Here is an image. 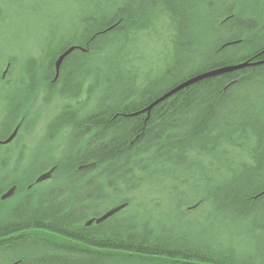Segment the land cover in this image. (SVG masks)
Listing matches in <instances>:
<instances>
[{
  "label": "trees",
  "instance_id": "1",
  "mask_svg": "<svg viewBox=\"0 0 264 264\" xmlns=\"http://www.w3.org/2000/svg\"><path fill=\"white\" fill-rule=\"evenodd\" d=\"M189 1L115 0L111 11L100 9L81 17L85 28L79 39L59 41L54 49L53 40H47V64L37 59L24 64L19 80L23 94L14 101L21 106L19 117L31 100V89L26 88L33 74L53 78L55 58L71 45L88 51L76 48L64 57L55 81L44 90L46 102L55 94L80 95L79 86L92 73L86 65L93 54L101 61L94 70L115 69L116 76H104L103 81L97 76L102 86L98 105L83 118L76 119L72 111L58 115L56 122L74 125L79 138L89 136L85 149L37 169L36 175L55 165L50 178L63 175L67 184L20 195L14 206L0 202L5 264H264V62L201 79L143 110L190 75L264 60L263 24L240 19L236 7L223 11L221 5L214 11L222 12L208 15L211 1ZM147 10H153L150 17L168 15L175 24V49L181 58L176 56L161 76L138 85L134 76L121 73L108 52L127 37L128 29L137 28ZM195 18L207 37L195 54L203 50L210 57L202 60L201 54L197 68L176 76L174 63L184 67L186 61H181L191 48L188 29L200 27L192 21ZM15 117L11 109L6 128ZM241 150L243 160L234 162ZM89 162H94L90 168L79 169ZM36 175L20 177L19 186ZM142 188L168 198L182 194L187 202L179 207L181 221L161 230L150 222L121 219L118 214L127 209L123 208L99 224L84 225L90 216L103 213L96 208L98 202L119 198L132 207ZM196 210L201 211L197 219L187 217ZM206 230L211 234L208 243L199 240ZM28 247L47 252L26 260L22 255Z\"/></svg>",
  "mask_w": 264,
  "mask_h": 264
},
{
  "label": "rangeland",
  "instance_id": "2",
  "mask_svg": "<svg viewBox=\"0 0 264 264\" xmlns=\"http://www.w3.org/2000/svg\"><path fill=\"white\" fill-rule=\"evenodd\" d=\"M206 1L208 4L209 1H211V5H213V8L208 9V15L222 12L219 10L214 11L218 5L224 6V8H222L224 9L223 11L228 8L236 7L239 8L238 13L240 19H251L254 20L255 23L264 25V0ZM112 2L116 3L115 0H0V127L5 126L2 123H4L5 109L9 110L12 105L9 104L10 99L12 100L14 98L15 100V98L17 99L19 97L18 94L14 92H18L19 80L21 76L22 78L24 77L22 71L24 64L30 59H37L47 64V55L43 54V47L47 40H53L50 46H52L51 49H54L59 41L66 42L79 39L85 28L83 23L80 22L81 17L86 14H96V11L99 12L100 9L107 13L112 10ZM191 2L192 1L187 0V4ZM252 9L253 11H251ZM152 11L153 10H147L145 17L138 19L136 23L138 25H136L137 28L133 29V27H131L128 29L126 33L127 37L125 39H120L119 42L113 46V50L108 52L111 56L109 57L116 58L117 65L122 67L120 69L121 73H125L124 75L126 77L134 76L135 84L138 85H145L148 80L161 76L165 68L172 65L176 56L177 60L181 58L178 53H176L175 49L174 41L177 36L175 24L171 19L168 20V15L163 16L157 14L150 17ZM192 11L195 12V10H191L190 13H192ZM202 17L206 19V16ZM208 19H210V17H208ZM194 20L198 22V25L200 24V27L197 28V25H195L194 28L188 29L190 30V34L187 35L190 36L189 38L191 39L189 43L191 48L189 47L188 51L185 52L186 57L181 61V63L186 61L183 64L184 67L181 68L180 64L174 63L173 67H175L174 73H176V76L190 73L199 66L198 64L201 63L203 59L206 60L210 57L208 52L205 54L203 50L195 54L197 48L199 50L203 49L200 42L203 40L207 41V37L202 34L204 25L201 21L196 18L192 21L194 22ZM142 25L145 26L143 27ZM140 28L141 30H139ZM187 32L189 33V31H186V33ZM181 42L185 43L183 40H181ZM79 50L83 51L80 48ZM84 51H88V48H85ZM201 54L203 58L199 60ZM195 56L198 58L196 59ZM93 57H95V54L92 55L90 64L88 66L86 65L87 68L92 70V73L88 74V82L83 84L86 85V92L89 95L85 93L83 96L86 100L78 102L76 106H71L66 95L55 94L54 98L46 102L44 100L46 93L44 90L47 89L48 83L53 82V78L47 76L43 77V74L41 75L38 71L33 74L32 80L26 88V91L31 89V100L29 99V104L23 111L25 112V116H22L24 122L28 121L27 123H30V129L20 130L19 135L15 137L18 141L14 143V140H12L10 146L6 147L9 151L7 153L9 158L7 160L5 159L7 162L3 161V163L12 165L15 164L17 160H26L23 162V165L29 167V164H31L33 167L34 165L31 159H33L35 154H40L39 152H44V155L53 158V160H60L85 149L83 142L88 140L89 136L84 135L79 138L69 129V133L72 132L71 136L66 138L59 137L55 129L56 125L54 121L51 122L50 118L58 116L55 111L62 109L63 106L64 110L62 111H67L66 113L72 111L74 112L72 115L76 119H80L91 110L90 106L98 105V100L100 98L99 94L101 92L100 88L102 86L96 81L97 76L99 75L101 79L109 75L115 77L116 74L115 69L109 70L108 68H104L102 71L94 70L101 64V61ZM192 59L196 60L191 62ZM102 62L105 61L103 60ZM110 78L112 79V77ZM187 78L188 77H186V79ZM103 80L101 79V81ZM55 89L58 90L59 88L57 87ZM78 97L79 96L73 100L77 101L79 99ZM19 99L21 98H18V100ZM94 109L95 108L92 110ZM50 122L51 124L49 125ZM77 139L78 143H76ZM47 144H53L54 146L50 149L46 146ZM242 155L243 150H241L239 154H235L233 158L234 162L243 160ZM224 164L226 166L228 162ZM47 166L48 164L45 165V167ZM81 168L82 167L79 166V169ZM30 177L31 179L33 178V176ZM35 178L33 181H28L27 185L23 188H20L21 191H19V193L17 192L16 195L20 194L24 196L25 194H31V191H42L44 189L50 191L53 190V187H57V184H67L62 181L64 179L63 175L57 176L55 181L49 178L39 183L35 182ZM136 195L137 196L133 198L135 199L136 205L129 208L127 207V209L123 211L124 213L121 219L128 217L126 219H129V221H136L140 224H147V222H150L149 225H152V227L158 225V228H161V230L172 227V225L175 226L176 223L181 221L178 220V212L182 210V208L179 209V207L187 202L184 200L185 198H183L182 194L173 193L170 194L172 197L169 196L168 198L166 195H160L158 192L142 188L136 192ZM19 196L17 198H12V206L17 203ZM113 199L115 198H112L111 202H106L102 205H99L100 202H98L96 207L97 210L104 212L105 209L115 203ZM10 203L11 202L8 204L10 205ZM200 213V210H196L187 217L192 218V220L197 219ZM217 217L219 216L215 215V218ZM201 223V227L204 226L205 222L203 221ZM193 228L195 230L200 229L199 226ZM216 233L214 238H216L215 241H218L220 233L219 231ZM210 236V231L206 230L199 237V240L210 242ZM26 249V253L22 255V258L26 260L31 257L33 258L35 255L44 253V251L47 252V250L41 248L28 247ZM5 253L6 250L4 251V247H0V264H5ZM109 264L120 263L109 262Z\"/></svg>",
  "mask_w": 264,
  "mask_h": 264
},
{
  "label": "bare ground",
  "instance_id": "3",
  "mask_svg": "<svg viewBox=\"0 0 264 264\" xmlns=\"http://www.w3.org/2000/svg\"><path fill=\"white\" fill-rule=\"evenodd\" d=\"M213 1H216V0H213ZM219 7H221V5H219L217 8H219ZM111 27L112 26L108 27L107 30L110 29ZM56 58H55V60H56ZM55 60H54V62H55ZM54 70H55V65H54ZM53 81H55V76H53ZM18 86H19L18 87V92H14V93L18 94V96H19L18 98H20V97H22V94L20 95V93L22 91L21 90L22 86H20V84H18ZM85 86L86 85H83V84L79 86V89H78L80 91L79 94L82 95V96L79 95V97H78L79 99L77 101H74L73 100L74 99L73 95L68 93V100H69L71 106H76V104L78 102L86 100V98L83 96V95H85V91H86V87ZM49 88H52V86L49 87ZM80 97H81V99H80ZM14 101H15L14 98L12 100L10 99V103L9 104L10 105L12 104V105L10 106L9 110L5 109L6 113H5V117H4V123H2V124H5V122L7 121V118H8L9 113L11 112V109H15L16 110V117L12 121L11 125L7 126V128L5 126L4 127H0V202L4 203L5 205H7L9 202H11L10 205H12V203H13V199L12 198L13 197L17 198L20 195V194L16 195L17 192L19 193V191H21V189H20L21 187L19 186L20 185V180H19L20 177H22V179H27V177H30V176H33V175L35 176L37 169H41L42 167L47 168L50 165L51 162L55 161V160H53V158L44 155V152H39L40 154H35L33 159H31L32 162H33V165H34L33 167H32L31 164H29V167H26L25 165H23V162H25L26 160H22V161L21 160L20 161L17 160L16 163L12 164V165H9L8 163L7 164L3 163V161H5V159L7 160L9 158V155L7 154L9 151H8V149L6 147H4L5 144L10 142L11 140H14V143H16L18 140L15 137H17L19 135L20 130H23V129L24 130L25 129L29 130L30 129V127H29L30 123H27L28 121L24 122V120H23L24 118L22 116L19 117L20 109H21V106L19 105V101L18 100H17V102H14ZM61 106H62V104H61ZM94 106H90L91 110H89L87 112V114L90 113L91 111H93L92 109L95 108L97 105L95 107ZM62 110H64L63 106H62V109H59L58 111H55L56 115H60ZM77 111H78V109H77ZM23 115L25 116V112H23ZM50 120H51V122L54 121V123L56 125L55 129H56V132L59 135V137H65L66 138L68 136H71L72 132L69 133V129H71L73 131L74 135L77 136V131H76L74 125H72L70 123H64L62 121L56 122L58 120V116L51 117ZM51 122L49 123V125L51 124ZM76 126H78V125L76 124ZM13 132H15L13 138L11 140H9V141H5ZM46 146L51 149L54 145L53 144H47ZM34 159H36V160H34ZM58 161L62 162L63 159H60ZM5 162H7V161H5ZM89 163H92V164L90 166L82 167V168H90L93 165L94 162H89ZM47 164H48V166L45 167V165H47ZM85 164H88V163L80 164V166L81 165H85ZM50 168H53V170H54L55 165L50 166L49 169ZM49 169H47V170H49ZM47 170H45V171H47ZM45 171H42V172H45ZM38 175H36V177ZM12 187H14L13 194H11L9 196L6 195L7 191L9 189H11ZM15 187L18 190H15ZM118 199L119 198H115L114 199L115 203H113L110 207L105 209L103 213H105V212H107V211H109L111 209H114V208L122 205V207L120 209L116 210L115 212H113L111 214V215H113V214L117 213L118 211H120L121 209L129 207V204H128L127 201H119ZM105 201L109 203V202H111V199H109V200L107 199V200L101 201V204H105L106 203ZM101 204H99V205H101ZM8 206H9V204H8ZM123 213L124 212H121V214L119 213L118 215H120L122 217ZM97 217L98 216H90L87 220H85L84 225H91L92 223L99 224L100 222H102V221H98L97 222L96 221Z\"/></svg>",
  "mask_w": 264,
  "mask_h": 264
},
{
  "label": "water",
  "instance_id": "4",
  "mask_svg": "<svg viewBox=\"0 0 264 264\" xmlns=\"http://www.w3.org/2000/svg\"><path fill=\"white\" fill-rule=\"evenodd\" d=\"M76 48H80L82 50H85V48L81 47V46H77V45H71L69 47H67L65 50H63L56 58L54 65H55V78L58 76L59 73V68H60V64L62 62V60L64 59V57L66 55H68L72 50L76 49ZM264 60L261 61H255V62H249L248 60L246 61H242L239 63H234V64H228V65H223L220 67H216L213 69H208V70H204L202 72H199L197 74H194L190 77H188L187 79L183 80L182 82L178 83L177 85H175L174 87L170 88L168 91H166L164 94H162L161 96H159L157 99H155L154 101H152L148 106H146L143 110H147L149 111L150 108L156 104L157 102L163 100L164 98L168 97L169 95L173 94L174 92L192 84L195 83L201 79L207 78V77H211V76H215L224 72H229V71H233V70H237V69H241L243 67L249 66V65H254L257 63H263ZM15 132H13L5 141H9L13 138ZM4 141V142H5ZM92 163H88L85 165H81L80 167H87L90 166ZM53 171V168H50L49 170L40 173L36 178H35V182H41L43 180H46L47 178H49L51 176V173ZM13 190L14 187H12L11 189H9L7 191L6 195H11L13 194ZM122 207V205L111 209L105 213H103L102 215L98 216L96 218V221H102L104 219H106L107 217H109L113 212H115L116 210L120 209Z\"/></svg>",
  "mask_w": 264,
  "mask_h": 264
},
{
  "label": "flooded vegetation",
  "instance_id": "5",
  "mask_svg": "<svg viewBox=\"0 0 264 264\" xmlns=\"http://www.w3.org/2000/svg\"><path fill=\"white\" fill-rule=\"evenodd\" d=\"M7 136H8V135H7ZM4 138H5V137H4ZM4 138H3V139H4ZM11 141H12V140H11ZM11 141H10V142H11ZM10 142L6 143V144H5V147H9V146H10V144H11ZM1 145H2V144H1ZM11 146H12V145H11ZM16 187H17V186H16ZM16 187H15V190H17V188H16Z\"/></svg>",
  "mask_w": 264,
  "mask_h": 264
}]
</instances>
